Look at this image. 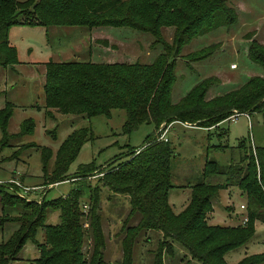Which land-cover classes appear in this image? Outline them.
<instances>
[{
  "label": "trees",
  "instance_id": "trees-1",
  "mask_svg": "<svg viewBox=\"0 0 264 264\" xmlns=\"http://www.w3.org/2000/svg\"><path fill=\"white\" fill-rule=\"evenodd\" d=\"M235 21V12L225 0H0V68L17 63L15 49L7 39L8 29L16 25L126 27L151 35L152 43L161 46V51L146 64L88 60L44 63L42 107L46 116L50 117L54 111L86 118L108 117L110 110L119 109L124 112L122 133L128 134L143 123L154 126L151 136L138 147L126 150L123 161L116 163V157L101 171L87 163L71 174L78 179L95 172L92 174L96 175L97 184L128 197L129 210L119 229V264H131L132 243L145 230L160 234L150 264H162V255H171L172 242L199 264H227L224 254L250 238L255 221L264 223V147L239 141L235 147L237 161L221 166L206 160L202 181L189 186L187 203L179 212H173L167 202V192L172 187L169 182L172 151L167 140L156 139L161 122L209 128L232 113L252 112L264 105V77L258 75L208 99L205 92L215 78L206 77L193 84L176 102L170 101L173 58L181 47L217 28L227 29ZM162 27H172L169 43L161 39ZM212 46L194 50L185 58L190 62L206 58L212 53ZM247 58L264 73V46L250 42ZM10 111L9 104L0 109V146L8 138L5 125ZM32 126L29 119L21 121L19 134L30 133ZM91 134L88 127L71 130L53 155L49 148L37 147L43 176L41 185L70 178L67 167ZM51 156V170L46 171ZM229 186H235L245 196L246 221L234 226L207 224L210 201L218 190ZM87 191L85 203L80 202L77 187L63 196L36 202L26 201L0 184V226L16 225L0 241V264H10L26 240L36 247L33 264H105L101 260L104 243L97 214L98 187L88 186ZM5 208L16 209V213H6ZM47 209L58 212V223L44 225ZM84 215L86 228L82 225ZM130 220H135L134 224H129ZM38 228L43 232L41 243L34 240ZM86 237L89 241L83 251ZM234 264H264V252L246 255Z\"/></svg>",
  "mask_w": 264,
  "mask_h": 264
},
{
  "label": "rangeland",
  "instance_id": "rangeland-1",
  "mask_svg": "<svg viewBox=\"0 0 264 264\" xmlns=\"http://www.w3.org/2000/svg\"><path fill=\"white\" fill-rule=\"evenodd\" d=\"M23 1V0H17ZM235 12L236 21L229 28H217L184 44L173 58L174 80L170 87V101L176 102L193 84L206 77L215 81L207 88L205 98L219 95L241 85L248 77L263 76L256 64L247 58L250 42L264 46V0H225ZM172 27L160 28L163 42L169 43ZM7 39L15 49L16 65L0 68V109L9 104L11 111L5 125L8 134L4 145L0 146V182L16 179L28 189L23 193L26 201L40 202L63 196L74 187L80 190V202L87 199V187H98V209L100 228L103 236L101 260L105 264H119L120 225L128 210L126 195L111 193L97 184L95 172L81 178L71 175L78 166L91 163L107 168V162L118 157L116 163L127 157L126 150L138 147L154 132L152 123H143L128 134L122 133L120 126L124 112L110 110L109 116L95 115L89 118L52 111L50 117L42 107V80L45 61L66 62L73 60L114 63H149L161 51L159 44L152 43V36L126 27H77V26H11ZM213 45L212 53L199 61H187L186 55L201 47ZM41 62V63H40ZM32 63V64H31ZM34 64V65H33ZM229 64L234 69H229ZM32 121L30 133H21L20 123ZM160 124L169 127L165 138L171 148L169 159V182L167 202L174 212L183 209L189 198V186L202 181V168L206 160L221 166L237 161L236 145L243 141L248 146L264 147V105L255 111L240 113L233 120H223L209 128L171 122ZM88 127L92 137L79 148L77 155L67 167L70 178L58 183L41 185L42 170L37 147L49 148L54 154L59 143L73 129ZM54 129V130H53ZM53 136V138H52ZM53 156L46 163V171L51 170ZM111 164V163H110ZM114 165V163L112 162ZM77 179V180H76ZM216 180H218L216 178ZM7 188V183H1ZM13 189V187H12ZM6 191V190H5ZM245 196L235 186L220 189L210 201L211 211L206 223L219 226H234L233 216L245 211ZM244 205V210L239 205ZM16 209L5 208L11 215ZM209 214V215H208ZM86 228V216H82ZM58 212L47 209L44 225L58 223ZM134 224L135 220H130ZM236 225H241L240 223ZM14 223L0 226V241L14 229ZM253 233L241 246L227 251L223 258L227 264H234L242 257L264 252V223L255 221ZM160 234L154 230L139 233L132 243L131 264H150L152 252ZM38 243L43 241V232L38 228L34 235ZM88 237L84 239L82 250L87 249ZM37 251L33 242L26 240L10 264H33ZM199 264L175 242L171 243V255H162V264Z\"/></svg>",
  "mask_w": 264,
  "mask_h": 264
},
{
  "label": "built area",
  "instance_id": "built-area-1",
  "mask_svg": "<svg viewBox=\"0 0 264 264\" xmlns=\"http://www.w3.org/2000/svg\"><path fill=\"white\" fill-rule=\"evenodd\" d=\"M229 69L231 68H234V65L233 64H229L228 66ZM239 113H232L231 115H229L225 120H233L236 118V116L238 115ZM184 125H189L187 123H184ZM169 127V125L167 127H165L164 125L162 124H159L158 125V128L157 130L159 131L158 133V136H157V140H162V141H166L167 139L165 138V133H166V130L167 128ZM1 183H7V188L8 190L12 191L13 193H15L16 195H18L19 197H23V193L27 192L28 189L30 190H34L36 189L37 187H25L23 185H21L16 179H13V178H9L7 181L5 182H0ZM13 187V189H12ZM27 199V198H25ZM242 208V206H240ZM82 210L84 211L85 210V206L83 205L82 206ZM246 221V218L245 216H243L240 220V224H243L244 222Z\"/></svg>",
  "mask_w": 264,
  "mask_h": 264
},
{
  "label": "crops",
  "instance_id": "crops-1",
  "mask_svg": "<svg viewBox=\"0 0 264 264\" xmlns=\"http://www.w3.org/2000/svg\"><path fill=\"white\" fill-rule=\"evenodd\" d=\"M40 63H41V62H40ZM31 64H32V63H31ZM14 65H16V64H14ZM33 65H34V64H33ZM5 68H6V67H5ZM231 69H234V68H231ZM42 82H43V80H42ZM167 196H168V193H167ZM240 206H242V208H241ZM170 207H171V206H170ZM171 209H172V207H171ZM239 209L243 211V210H244V205L240 204V205H239ZM172 211H173V210H172ZM173 212H174V211H173ZM209 214H210V212H209ZM209 214H208V215H209ZM243 216H245V211H244L242 214H240V218H239V219H238V216H237V215L233 216V218H234V219H233V222H235V225L238 224V223H240V220H241V218H242ZM207 217H208V216H206V219H207Z\"/></svg>",
  "mask_w": 264,
  "mask_h": 264
}]
</instances>
